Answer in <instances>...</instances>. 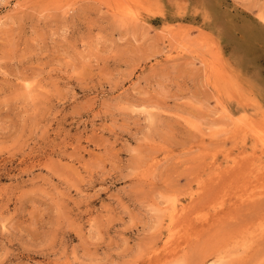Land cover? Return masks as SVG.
<instances>
[{
    "label": "rangeland",
    "instance_id": "obj_1",
    "mask_svg": "<svg viewBox=\"0 0 264 264\" xmlns=\"http://www.w3.org/2000/svg\"><path fill=\"white\" fill-rule=\"evenodd\" d=\"M0 264H264V0H0Z\"/></svg>",
    "mask_w": 264,
    "mask_h": 264
},
{
    "label": "bare ground",
    "instance_id": "obj_2",
    "mask_svg": "<svg viewBox=\"0 0 264 264\" xmlns=\"http://www.w3.org/2000/svg\"><path fill=\"white\" fill-rule=\"evenodd\" d=\"M173 217V216H172Z\"/></svg>",
    "mask_w": 264,
    "mask_h": 264
}]
</instances>
